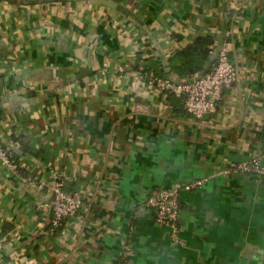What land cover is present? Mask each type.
Instances as JSON below:
<instances>
[{"label":"crops","instance_id":"obj_1","mask_svg":"<svg viewBox=\"0 0 264 264\" xmlns=\"http://www.w3.org/2000/svg\"><path fill=\"white\" fill-rule=\"evenodd\" d=\"M113 1L0 0V264H264V178L223 174L264 149V0ZM198 36L240 70L202 119L142 71L176 77ZM55 171L87 203L66 229ZM159 187L181 192L182 245L146 205Z\"/></svg>","mask_w":264,"mask_h":264},{"label":"built area","instance_id":"obj_2","mask_svg":"<svg viewBox=\"0 0 264 264\" xmlns=\"http://www.w3.org/2000/svg\"><path fill=\"white\" fill-rule=\"evenodd\" d=\"M229 5L240 10V0H227ZM221 50L214 49L218 53L215 62L204 72L189 73L184 77H166L153 71H145L143 75L148 83L160 93L173 94L183 101L186 112L195 119H202L206 114L216 111L218 103L223 98L226 88L239 81L240 70L230 58V49L227 43H223ZM146 108V107H145ZM0 157L6 165L14 166L13 150L0 144ZM248 173L255 180L264 178V149L261 155L251 157L248 160L235 163L223 170L224 175L233 173ZM28 182H36L35 177H25ZM207 179H198L185 185L186 190H195L202 187ZM49 184V183H48ZM69 181L63 174L55 171L51 178V186L55 193V199L51 203L53 229L71 225L81 218V214L87 208V203L81 190L70 189ZM44 186L43 184L39 185ZM146 205L153 212L158 224L165 227L170 239L177 245H182L180 222L182 216L181 192L175 187H159L151 191Z\"/></svg>","mask_w":264,"mask_h":264},{"label":"trees","instance_id":"obj_3","mask_svg":"<svg viewBox=\"0 0 264 264\" xmlns=\"http://www.w3.org/2000/svg\"><path fill=\"white\" fill-rule=\"evenodd\" d=\"M215 48L216 45L212 36H198L191 44L177 52L176 56L172 58V67L176 74V78L184 77L193 72H204L206 68L210 67L216 60V58H214L215 53H213ZM146 67L148 68L144 67L145 71H153L158 75L166 76L163 70L154 69L148 65H146ZM166 77L171 76L167 75ZM2 114L3 112L0 109V116ZM16 157H18V154L13 150V158L16 159ZM70 189L73 188L70 187ZM63 227L64 226H61L58 229H63Z\"/></svg>","mask_w":264,"mask_h":264},{"label":"water","instance_id":"obj_4","mask_svg":"<svg viewBox=\"0 0 264 264\" xmlns=\"http://www.w3.org/2000/svg\"><path fill=\"white\" fill-rule=\"evenodd\" d=\"M91 1L94 2V3H98V4H102V5H107V6H111V7H116V4H117V3H116L115 1H113V0H91ZM221 48H222L221 45L218 46L217 51L221 50ZM217 56H218V53L216 52V53L214 54V58H217ZM206 69H209V67H207ZM167 71H168V70H167ZM89 73H90V71H89L88 69L82 68V69L80 70V72H79L78 74L73 75L72 78L80 79V78H82V77L88 75ZM206 115H208V114H206ZM206 115H205V116H206Z\"/></svg>","mask_w":264,"mask_h":264}]
</instances>
